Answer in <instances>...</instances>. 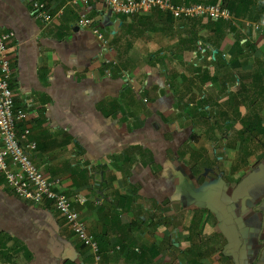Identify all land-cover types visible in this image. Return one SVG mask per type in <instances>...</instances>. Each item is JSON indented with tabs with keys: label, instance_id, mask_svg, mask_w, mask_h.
<instances>
[{
	"label": "crops",
	"instance_id": "1",
	"mask_svg": "<svg viewBox=\"0 0 264 264\" xmlns=\"http://www.w3.org/2000/svg\"><path fill=\"white\" fill-rule=\"evenodd\" d=\"M37 1L51 22L0 0L14 108L27 112L16 134L28 131L99 260L50 202L19 200L0 175V264H264V0L175 1L225 7L217 22ZM82 11L109 51L77 25ZM186 184L219 191L228 215Z\"/></svg>",
	"mask_w": 264,
	"mask_h": 264
},
{
	"label": "built area",
	"instance_id": "2",
	"mask_svg": "<svg viewBox=\"0 0 264 264\" xmlns=\"http://www.w3.org/2000/svg\"><path fill=\"white\" fill-rule=\"evenodd\" d=\"M22 1L30 6L35 19L44 23L51 22L52 16L45 3L37 0ZM68 1L73 5L80 4L85 7L97 0ZM99 1L110 13L127 18L147 15L153 10H159L169 13L176 20L204 18L217 22L230 19V13L225 7L203 2L184 5L175 4L176 0ZM77 25L91 29L100 50L107 52L111 49L103 32L92 24L84 11L80 13ZM12 37V33L0 31V175L6 186L19 200L32 205H39L43 201L50 202L70 229L73 237L88 248L98 261V244L73 208L74 202L59 191L60 180L47 177L41 168L33 163L31 154L35 151L36 144L28 139V131H23L19 136L16 134L17 126L27 117V112L14 108L13 95L9 87L12 68L8 56V43ZM105 64L107 68L103 75L109 77L115 63L106 60ZM76 201L82 202L81 199ZM115 250L119 248L116 247Z\"/></svg>",
	"mask_w": 264,
	"mask_h": 264
},
{
	"label": "water",
	"instance_id": "3",
	"mask_svg": "<svg viewBox=\"0 0 264 264\" xmlns=\"http://www.w3.org/2000/svg\"><path fill=\"white\" fill-rule=\"evenodd\" d=\"M186 192L195 202L209 205L222 217H226L228 215L225 205L220 200L219 191L206 189L204 191L195 192L189 185L186 184Z\"/></svg>",
	"mask_w": 264,
	"mask_h": 264
}]
</instances>
